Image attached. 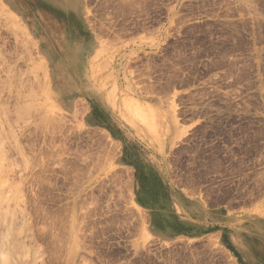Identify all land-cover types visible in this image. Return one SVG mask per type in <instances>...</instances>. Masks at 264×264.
I'll use <instances>...</instances> for the list:
<instances>
[{
	"label": "rangeland",
	"instance_id": "rangeland-1",
	"mask_svg": "<svg viewBox=\"0 0 264 264\" xmlns=\"http://www.w3.org/2000/svg\"><path fill=\"white\" fill-rule=\"evenodd\" d=\"M0 192V264H264V0H0Z\"/></svg>",
	"mask_w": 264,
	"mask_h": 264
},
{
	"label": "crops",
	"instance_id": "crops-1",
	"mask_svg": "<svg viewBox=\"0 0 264 264\" xmlns=\"http://www.w3.org/2000/svg\"><path fill=\"white\" fill-rule=\"evenodd\" d=\"M174 214H176L174 211H172ZM223 216H226L225 214L223 215ZM175 217V219H176V221H173V222H170L169 224H162V223H159L158 222V218H156L155 219V225L157 226V224L158 225H161L162 227H168L169 226V230H170V232H173L175 235L176 234H180L178 231H176L175 230V226H177V224H180V225H184V226H186V225H189V224H191L190 222H192V221H187V219L186 218H183L182 216H178V217H176V216H174ZM159 227V226H158ZM176 231V232H175ZM178 232V233H177Z\"/></svg>",
	"mask_w": 264,
	"mask_h": 264
},
{
	"label": "bare ground",
	"instance_id": "bare-ground-1",
	"mask_svg": "<svg viewBox=\"0 0 264 264\" xmlns=\"http://www.w3.org/2000/svg\"><path fill=\"white\" fill-rule=\"evenodd\" d=\"M49 48H50V47H49ZM46 50H47V49H46ZM56 52H57V51H56ZM47 53H48V52H47ZM65 59H66V58H65ZM2 186H3V185H2ZM1 192H2V191H1ZM1 192H0V193H1ZM2 194H3V193H2ZM1 197H2V196H1ZM1 206H2V205H1ZM1 210H2V208H1ZM0 212H1V211H0ZM1 244H2V243H1ZM1 247H2V246H1ZM4 252H5V251H4ZM2 254H3V253H2ZM3 255H4V254H3ZM2 257H3V256H2ZM2 257H0V258H2ZM5 257H6V256H5ZM8 257H9V255L6 257V259L4 258L5 261H6V260H7V261L10 260V259H9V260L7 259ZM2 260H3V259H2ZM2 260H1V261H2ZM5 261H4V262H5ZM7 261H6V262H7ZM13 261H14V260H13ZM4 262H3V263H4ZM6 262H5V263H6Z\"/></svg>",
	"mask_w": 264,
	"mask_h": 264
}]
</instances>
